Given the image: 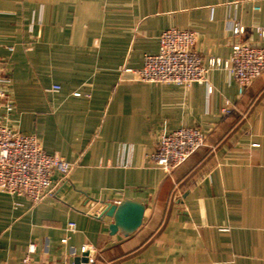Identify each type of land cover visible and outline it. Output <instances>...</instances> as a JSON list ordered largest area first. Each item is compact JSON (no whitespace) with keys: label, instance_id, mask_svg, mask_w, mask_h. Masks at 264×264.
<instances>
[{"label":"crops","instance_id":"0c3cea01","mask_svg":"<svg viewBox=\"0 0 264 264\" xmlns=\"http://www.w3.org/2000/svg\"><path fill=\"white\" fill-rule=\"evenodd\" d=\"M263 25L264 0H0L8 124L73 164L39 203L0 192V264L29 253L35 264H73L84 245L91 264H264V72L242 85L212 69L209 92L124 70L156 53L167 28L196 30L208 60L240 40L261 44ZM183 126L200 128L205 144L167 172L150 156ZM125 199L145 204L143 222L113 233L99 214Z\"/></svg>","mask_w":264,"mask_h":264},{"label":"built area","instance_id":"2783aa9c","mask_svg":"<svg viewBox=\"0 0 264 264\" xmlns=\"http://www.w3.org/2000/svg\"><path fill=\"white\" fill-rule=\"evenodd\" d=\"M230 28L235 34L245 32V26L238 22H231ZM257 31L262 38L261 44L240 40L233 44L228 58L211 57L205 60L196 49V30L167 28L159 35L156 53H146L141 67L124 70L134 72L137 79L146 82L186 87L193 83L207 84L208 91L212 92L209 71L223 68L240 84L248 85L264 72V25L258 26ZM60 88V84H54L51 89L57 91ZM13 109L14 102L0 83V192L25 196L36 204L54 194V176L58 174L61 179L66 178L73 164L58 153L47 152L37 135L23 133L10 126L8 120ZM232 110V102L226 99L222 113L229 114ZM204 144L205 134L200 128L183 126L163 133L150 157L156 166L170 172L186 162ZM76 229L77 223L70 221L68 230ZM67 238L65 236L63 241ZM87 250L88 246L84 245L82 253ZM22 264H35L30 253L23 258Z\"/></svg>","mask_w":264,"mask_h":264},{"label":"water","instance_id":"95a60500","mask_svg":"<svg viewBox=\"0 0 264 264\" xmlns=\"http://www.w3.org/2000/svg\"><path fill=\"white\" fill-rule=\"evenodd\" d=\"M145 204L136 199H125L119 203L104 204L100 216L109 215L113 218L110 229L113 233L121 230L125 234L134 232L143 222ZM95 252L87 250L78 255L73 264H91Z\"/></svg>","mask_w":264,"mask_h":264}]
</instances>
